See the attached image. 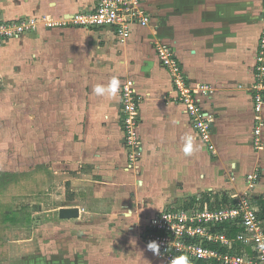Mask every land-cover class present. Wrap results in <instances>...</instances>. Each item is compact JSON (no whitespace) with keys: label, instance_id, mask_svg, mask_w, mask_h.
Listing matches in <instances>:
<instances>
[{"label":"crops","instance_id":"obj_1","mask_svg":"<svg viewBox=\"0 0 264 264\" xmlns=\"http://www.w3.org/2000/svg\"><path fill=\"white\" fill-rule=\"evenodd\" d=\"M146 1L152 25L149 28L136 27L133 33L137 36L135 42L130 43L132 40L129 39L124 44L116 45L114 37L108 30H86V33L94 37L90 40H97L95 46L98 47L96 48L98 58L108 65L113 63L114 75L122 77V85L127 79L134 80L139 94L143 97L140 106L142 118L140 136L144 144V154L140 175L135 176L125 171L127 154L123 145L124 133L119 117L121 85L117 103L112 108H103L102 104H98V150H91L87 140L82 143L83 139L77 147L74 144H71L72 147L62 144L63 150L77 149L84 159L88 155L91 157L92 154L97 156L98 153V182L94 184L95 190L90 191L94 196L89 199L91 204L98 206V211L88 205L85 208L77 206L59 210V218L69 221V225L90 226L89 230H78L76 234L83 243V253L63 261L56 260L55 257L48 259L45 256L32 255L14 261H2L1 264H164L160 253L154 254L148 250V244L142 238L141 227L145 221L171 205H181L184 208L205 204L220 207L232 203V197L238 194L251 199L259 210L261 219L264 220V126L257 147L254 134L257 115L250 92L255 83L256 56L260 41L258 43L257 40H244L242 37L245 28L240 26L246 21V13L241 0L169 2L174 6L173 21L176 23L175 35L176 33L177 37L179 35L178 40H167L162 34V30L172 19H168L166 14L163 15L166 13L167 1L170 0H158L157 3L155 0ZM90 2L92 0H0V15L4 18L11 17L10 20L23 17L60 20ZM182 6H185V9ZM231 21H235L238 25L236 27L241 28L238 30V36L235 34L232 36L234 28H231ZM63 28L68 29L61 32L64 36L72 30L85 31L74 27ZM41 29L44 30L39 26L38 30L24 35L19 40L7 42L0 50V54L4 53L6 46L12 42L32 40L29 36L39 34ZM182 30L188 34L187 37ZM54 31L59 32V29L49 32ZM64 41L67 45L74 43L67 38ZM102 42L106 44L100 45ZM155 43L170 45L190 78L214 88L216 93L211 100H206L205 104L206 110L215 119L211 136L214 151L210 149V144L202 140L198 131H195L185 108L176 102L171 77L159 62L154 49ZM134 45L143 46L145 52L143 56L149 60L145 71L148 77L142 80L141 85L138 83L140 80H136L140 75L135 74V69L128 63V50ZM248 45L251 46L252 52L249 65L244 67L243 62L248 57ZM119 49L122 51L121 57L117 51ZM164 73L168 76V85ZM240 84L243 85L242 88H239ZM154 97L156 99H153ZM168 97L171 102L168 101ZM145 102L147 105L143 108ZM38 103L33 102L37 111H46L42 108L45 106L44 102L41 106ZM65 105L63 102V108H66ZM54 106L51 103L47 104L48 135L54 133L52 131L55 124ZM260 115L264 123V107ZM36 120L39 124L38 115ZM91 123L90 118L86 124ZM185 136L193 138L194 150L189 155L182 150L184 147L182 138ZM35 138L37 140V137ZM48 151L47 153L54 157V146L50 148L48 146ZM58 165L54 160L52 165L50 164L53 169L59 167ZM204 165H208V169L205 172L200 171L199 166ZM253 174L259 176L256 182L248 180L249 175ZM198 175L200 180L207 181L196 182ZM63 210H76L78 216L61 218ZM32 217L28 211L19 212L14 209L4 214L3 222L15 227L27 222L31 226L34 224ZM96 222L98 240H94L93 245L98 246V249L93 252L89 249L91 244L89 233L93 231L92 226ZM233 231L235 232L230 237L240 233V230ZM239 248L236 246L232 252L238 254ZM227 252L229 251L226 250L225 253ZM211 264L220 263L212 261Z\"/></svg>","mask_w":264,"mask_h":264},{"label":"rangeland","instance_id":"obj_2","mask_svg":"<svg viewBox=\"0 0 264 264\" xmlns=\"http://www.w3.org/2000/svg\"><path fill=\"white\" fill-rule=\"evenodd\" d=\"M172 1H167L166 13H163L172 19L162 34L167 40H178L179 35H175L176 23L173 21L174 6L169 3ZM241 5L246 13V21L240 26L245 28L241 35L244 40H257L259 43L264 39V0H241ZM182 7L185 9V6ZM5 18L10 20L11 17ZM61 19L54 21L59 23ZM177 25L180 33L179 21ZM236 26V22L231 21V28H234L232 36H238L241 29ZM53 29H59V32L50 33ZM65 30L68 29L61 26L41 29L39 34L29 36L32 40L12 42L0 54V264L32 255L48 259L55 257L61 261L75 258L83 253V243L78 239L77 231L89 230L90 226L69 225V221L59 218V210L77 206L85 208L88 205L98 211V206L89 200L94 196L90 191L95 190L94 184L98 182V153L84 159L77 149L63 150L62 144L77 147L83 139L82 143L87 140L91 150H98V104H102L103 108H112L117 103L123 79L114 75L113 63L108 65L98 58L97 40H90L94 38L93 35L86 33V30H72L64 36L61 32ZM183 34L188 36L187 33ZM65 37L74 43L65 44ZM136 39V34H133L130 43ZM103 44L106 42L100 43ZM120 49L117 51L121 57ZM251 52L252 48L248 45L244 67L249 65ZM128 53V63L135 69L134 73L140 75L136 80H140L138 83L141 85L142 80L148 77L145 71L149 60L143 56L145 52L141 45L130 47ZM164 77L168 85L166 73ZM242 84L239 88L243 87ZM97 86L105 89L102 95L94 92ZM112 88L115 91L110 90ZM32 100L39 102L40 106L44 102L42 108L46 111H37ZM168 101L171 102L169 97ZM63 102L66 108H63ZM48 103L55 105L53 135L46 134ZM146 105L147 102L143 108ZM90 118L92 123L87 125ZM48 146H54V157L47 153ZM67 150L70 151L64 155ZM53 160L56 165L59 164L56 169L50 166ZM199 168L205 172L208 165ZM206 181L196 176V182ZM14 209L28 211L33 216L34 224L29 226L25 222L16 227L5 224L4 214ZM92 228L89 249L95 252L98 246L93 244L94 240H98V222Z\"/></svg>","mask_w":264,"mask_h":264},{"label":"built area","instance_id":"obj_3","mask_svg":"<svg viewBox=\"0 0 264 264\" xmlns=\"http://www.w3.org/2000/svg\"><path fill=\"white\" fill-rule=\"evenodd\" d=\"M151 25L146 0H92L77 12L63 16L59 23L38 17L8 20L0 15V50L7 42L19 40L38 30L39 26L45 30L55 26L88 31L108 30L117 45L129 40L136 27L149 28ZM154 49L161 66L171 77L176 102L185 108L202 140L210 144V149L214 151L211 136L215 119L205 107L206 100H211L216 93L214 88L190 78L170 45L155 43ZM255 70V83L250 92L257 115L254 134L259 147L264 126L260 115L264 107V39L260 40ZM120 93L119 117L127 154L125 171L139 176L144 154L140 136L143 97L132 79L125 80ZM258 179L257 174L248 177L250 182ZM232 200V203L220 207L207 204L192 208L168 206L145 221L141 227L142 238L147 244L155 241L159 245L164 264H170L173 258H186L188 264H211L212 261L220 264H264V220L247 196L237 194ZM233 230H240V233L230 237L235 232ZM234 246L240 247L238 254L232 252ZM226 250L229 252L225 253Z\"/></svg>","mask_w":264,"mask_h":264},{"label":"clouds","instance_id":"obj_4","mask_svg":"<svg viewBox=\"0 0 264 264\" xmlns=\"http://www.w3.org/2000/svg\"><path fill=\"white\" fill-rule=\"evenodd\" d=\"M112 91H115V88L110 89ZM105 89L102 86H97L94 88V92L97 95H102L104 93ZM184 140V147L183 151L186 155L191 154L193 149V138L191 136H185L182 138ZM148 250L152 251L154 254H159V245L155 241H151L147 245ZM170 264H188V261L185 259L179 260L177 258H173L170 261Z\"/></svg>","mask_w":264,"mask_h":264},{"label":"water","instance_id":"obj_5","mask_svg":"<svg viewBox=\"0 0 264 264\" xmlns=\"http://www.w3.org/2000/svg\"><path fill=\"white\" fill-rule=\"evenodd\" d=\"M77 216L78 212L76 210H63L61 212V218H72Z\"/></svg>","mask_w":264,"mask_h":264}]
</instances>
